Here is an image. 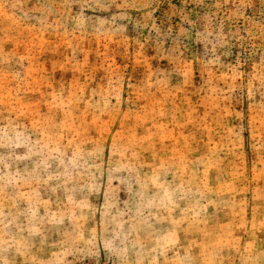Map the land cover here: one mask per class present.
<instances>
[{"label": "rangeland", "instance_id": "1", "mask_svg": "<svg viewBox=\"0 0 264 264\" xmlns=\"http://www.w3.org/2000/svg\"><path fill=\"white\" fill-rule=\"evenodd\" d=\"M0 264H264V0H0Z\"/></svg>", "mask_w": 264, "mask_h": 264}]
</instances>
